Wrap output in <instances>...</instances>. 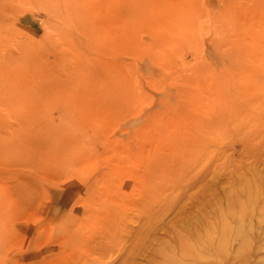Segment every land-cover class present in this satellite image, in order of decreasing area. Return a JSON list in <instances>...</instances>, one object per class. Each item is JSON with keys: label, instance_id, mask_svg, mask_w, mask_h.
<instances>
[{"label": "rangeland", "instance_id": "rangeland-1", "mask_svg": "<svg viewBox=\"0 0 264 264\" xmlns=\"http://www.w3.org/2000/svg\"><path fill=\"white\" fill-rule=\"evenodd\" d=\"M0 264H264V0H0Z\"/></svg>", "mask_w": 264, "mask_h": 264}]
</instances>
